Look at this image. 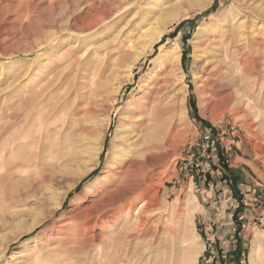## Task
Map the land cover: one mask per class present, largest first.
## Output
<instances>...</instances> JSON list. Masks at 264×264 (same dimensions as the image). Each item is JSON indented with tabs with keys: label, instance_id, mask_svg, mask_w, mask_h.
Masks as SVG:
<instances>
[{
	"label": "rangeland",
	"instance_id": "obj_1",
	"mask_svg": "<svg viewBox=\"0 0 264 264\" xmlns=\"http://www.w3.org/2000/svg\"><path fill=\"white\" fill-rule=\"evenodd\" d=\"M136 2L107 27L102 24L97 27L86 26L98 16L92 10L91 0H62V3L61 0H0V115L15 113L17 108L22 112L29 110L28 105L35 102V92L42 89L44 92L45 85L55 79L49 89L56 93H52L55 100L52 99L47 109L58 101L59 94L60 97L64 94L57 85L64 65H57V57L77 41L67 45V39L59 45L58 37L63 34H102L92 37L90 46H100L104 55L116 54L120 59L108 72V90L119 79L124 80L115 105L105 95L88 134L70 133L62 138L68 140L48 152L27 178L19 180L11 190V185L5 187L9 193L0 194L3 197L0 250L6 248L0 255V264H17L19 260L26 264H264V124L255 115L256 108L247 105L260 102V108L263 107L264 47L259 53L253 49L240 51L231 63L226 87L215 96L199 78L202 59L196 57V45L201 39V34H197L199 29L209 26L225 9L236 11L242 7L236 20L240 23L246 19L247 31L264 28V0ZM204 2L207 5L196 7ZM152 6L156 7L159 21L183 13L169 23L148 52L134 63L127 81L132 55L122 57V39L138 37L140 17ZM76 23L83 27L77 28ZM254 35L264 38V34ZM174 42L180 45L182 70L170 63L165 65L162 59L156 64L162 45L172 47ZM150 73L154 74L150 79L159 74L169 76V88L165 91L169 109L158 128L163 141L156 145L152 140L140 148L142 156L135 158L145 162V169L130 177L131 185L122 188V194L115 191L114 184L111 197V194L86 197L85 185L106 173L112 142L121 131L122 111L132 96L136 100L141 97L139 84ZM180 76L183 78L179 81ZM181 87L185 88L182 109ZM23 104L27 108H22ZM208 133L210 141L204 138ZM101 144L99 153L96 148ZM86 168L90 171L81 176ZM222 186L228 196L232 193L231 199L224 196ZM80 198L84 201L72 202ZM119 198H122V218L118 221L110 219L92 228L84 224L88 215H98L104 206L114 204ZM62 201L63 206L57 208ZM141 203L144 209H139ZM13 210L23 211V226L32 223L34 217L51 216L13 241L18 227L4 224L5 216ZM72 221L77 222L72 224ZM208 221L213 231L206 229ZM91 233L98 236L95 241L82 243V235ZM8 239L10 243L6 245ZM26 239L30 242L24 245ZM190 246H194L192 256L201 250L195 261ZM103 249L113 255H99ZM116 251L121 257L114 256ZM178 252L181 261L175 262L174 254Z\"/></svg>",
	"mask_w": 264,
	"mask_h": 264
},
{
	"label": "bare ground",
	"instance_id": "obj_2",
	"mask_svg": "<svg viewBox=\"0 0 264 264\" xmlns=\"http://www.w3.org/2000/svg\"><path fill=\"white\" fill-rule=\"evenodd\" d=\"M134 1L138 2L139 0H91L92 4L90 5L92 6V10L94 9L98 16L93 19L91 24L87 23L86 26H97L99 24H102L103 27H107L111 22L115 20L116 17L119 16L121 12L123 15V13L126 11L125 8ZM206 3L207 2H204L201 6L198 5L196 7H203ZM240 9L242 10V7H237L236 11L225 9L219 17L211 21L209 26L204 27V29H199V32L197 33L201 34V39L196 45V57H201L202 59V61L200 60L202 64L199 68V78L204 87L207 88V90H209L210 94L213 96L218 94V92L222 91L226 87V78L228 71L231 68V63L236 59L240 51H248V49H253L259 53L262 50L261 47H264V38L258 35H254L264 34V28L260 27L259 31L257 29L258 32L254 30L247 31V29L245 28L246 19H244L240 23H238L236 20L239 12L241 13ZM182 13L183 12L174 13L169 20L159 21L158 17L155 16L156 7L152 6L149 10L141 15V20H138V37L135 38V40H131L130 38H128V41L125 40V38L122 39V57L125 58L124 56L126 54L127 56L132 55L131 62L133 64L128 69L127 77L125 78V80L128 81L131 78V73L133 71L132 67L134 66V63L148 52L149 48L153 45L157 37H159L160 33H163L169 23L177 19ZM108 19L109 21H107ZM225 23L227 24V26L224 25ZM75 25L77 28L83 27V25L78 23H76ZM96 33L97 32H91L89 34H63V36L60 35V37H58L57 42L59 43V45L67 39V45H70L75 41H77V43H72L70 46H68L64 55L58 54L57 65H64V67L62 66L63 69L59 73L57 85L59 86V91L62 90L61 92H64V94L61 97L59 94L60 98L56 96L58 97V101H55L53 103L51 109H47V107L51 103L52 99L55 100L52 95V93L55 92H52V90L49 89H51V85H54L56 79L53 80V84L50 82L49 84L47 83L45 85L46 87H44V92L42 91L43 85L41 83L42 90L37 88L40 91H37V93L35 92V97L33 96V100L35 102L31 103L30 106L28 105V107L30 108L29 110L22 112L21 108H17L15 113L9 115H0V194H3L4 192H6L7 194L8 189H6L5 187L11 185L12 187L9 188L11 190L13 186L17 182H19V180H21L22 178H27L30 171L34 167H36L37 163L42 158H44L48 152L52 151L56 147V145L68 140L62 138H66L67 135L71 134L73 136H82L85 133L88 134L91 131V124L94 122L99 107L101 106L102 101L105 100V95H107L108 99H110L114 105L116 104L117 98H119L118 95H120L122 91V81L124 80L119 79L116 83H114V86H112V88L108 90L110 79V73L108 72L110 71L111 67H115L120 59L116 54H107V56L104 55V50H100V46H90V39L92 37H99L102 35ZM250 34H252V36H250ZM48 38H52V36L48 35ZM54 39H56V37ZM127 42L130 43L127 45ZM130 49H133V51H131ZM161 53L162 54L159 55L156 64L160 59H162L164 60L165 65H167V63H170L178 67V69L182 70V55L178 42H174L172 47H164V45H162ZM150 74L139 84L141 97L136 100L134 99L135 96H132V98L128 100L127 106L122 111L123 113L120 119L121 131L118 132L116 139L112 142V151L111 155L109 156L110 159L107 161V165L105 168L106 173H102L101 175L97 176L92 182L85 185L84 193L86 197L88 195L98 194H101V197L102 194H111V197L114 193L110 190L112 188V185L115 186L114 184H116L115 191L122 194V188H127L131 185V183L128 182L130 177L137 176L136 174H138V171H144L145 169V162L137 159L138 157L142 156V154L139 152L140 148H142V146L146 142H150L152 140L155 141L156 145H160V142L163 141L161 140V135L159 134L158 128L161 119L165 115V112L169 109L167 103H165V91L169 88V80L167 77L169 76L165 77L166 74H159L155 79H150L151 76L154 75H152V73ZM183 76H180L178 80L180 81ZM47 77L49 79L52 78L49 76ZM169 79L171 80V78ZM70 80L71 82L68 83ZM67 84L68 86L66 87ZM38 92H42V95L40 93V95H38ZM184 93L185 88L181 87L179 91V102L181 105V109L184 107ZM38 96H41L42 98L39 101H37ZM259 103L255 106L251 104L247 105L256 108L257 111L255 110V115L261 118V121L264 124V101L262 104V108H260ZM22 108L27 107H25V105L23 104ZM1 111L2 110H0V112ZM163 133L164 132L162 131V134ZM69 138H71V136ZM162 144L164 143L162 142ZM155 147L157 146H153L152 148ZM101 148L102 144L99 146V148H96V151H99L100 153ZM89 171L90 168H86L83 172L80 171L82 172L81 176H85V174H87ZM1 197L2 195H0V201L3 198ZM82 200V198L74 199L72 200V202H80ZM144 203L145 205L147 204L146 202ZM144 203H141L139 205V209H144ZM62 206L63 201L57 204V208H61ZM176 206L174 207L176 208ZM121 210L122 198H119L114 202V204L110 206L107 205V207L104 206L103 210L100 211L98 215H88L87 221L84 224L87 227H91L92 225L102 226L106 223L107 220L110 221V219L113 222H115V220L118 221L120 218H122L120 214ZM11 212L10 213L12 216L9 215L10 218H8L9 216H5L6 219H4L6 221L4 222V224H15L18 227L17 232L11 238L13 239V241L21 237L23 234L32 231L38 224L51 216L47 215L42 218L34 217L32 223L23 226V211L13 210ZM73 222L74 221H72V224ZM79 230L82 229L79 228ZM84 235H82V238L80 239L82 240V243L94 242V239L98 237H95V235H92V233L91 235ZM67 238H69V236ZM61 239H63V237H61ZM33 240L36 242V238H34ZM29 242V239H26L24 245H27ZM5 243L6 245H8V243H10V240L8 239ZM257 244L261 246L262 242L257 241ZM3 246H5V244ZM193 247L194 246H190V255L191 258L195 261L201 254V250H198L197 254L192 256V252L194 251ZM258 248L260 249L262 247ZM4 251H6V248L0 250V255H2ZM118 251H116V253L114 254L115 257L117 255L121 257L118 254ZM99 253V255H104L105 257H111L113 255L110 254V251L106 249H103ZM178 253L174 254L175 256L173 260L175 262L177 260H180L178 259L180 253ZM24 255L25 254H21V256ZM22 262H20L19 260V263L22 264ZM16 263L19 264L18 261ZM4 264L11 263L6 262Z\"/></svg>",
	"mask_w": 264,
	"mask_h": 264
},
{
	"label": "crops",
	"instance_id": "obj_3",
	"mask_svg": "<svg viewBox=\"0 0 264 264\" xmlns=\"http://www.w3.org/2000/svg\"><path fill=\"white\" fill-rule=\"evenodd\" d=\"M244 162L246 163V162H248V160H246V159H244ZM251 170H252V168H251ZM223 183V182H222ZM222 188L224 189V187L222 186ZM223 193H224V196H226V197H228V198H232V193H231V195H229L228 196V194H227V192H226V190L224 189V191H223ZM220 197H221V195H219ZM221 201V200H220ZM214 204V203H213ZM214 206V205H213ZM204 220L205 221H207V219L206 218H204ZM210 221V220H209ZM208 221V223H207V227H206V229L209 231V230H214L213 229V227H212V224H210V222Z\"/></svg>",
	"mask_w": 264,
	"mask_h": 264
},
{
	"label": "built area",
	"instance_id": "obj_4",
	"mask_svg": "<svg viewBox=\"0 0 264 264\" xmlns=\"http://www.w3.org/2000/svg\"><path fill=\"white\" fill-rule=\"evenodd\" d=\"M204 138H205L207 141H210V140H211V135H210V133L206 134V135L204 136Z\"/></svg>",
	"mask_w": 264,
	"mask_h": 264
}]
</instances>
